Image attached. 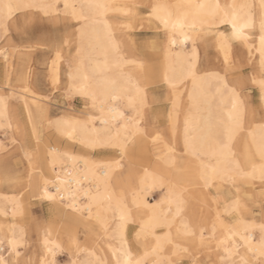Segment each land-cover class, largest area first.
Wrapping results in <instances>:
<instances>
[{
	"label": "bare ground",
	"instance_id": "obj_1",
	"mask_svg": "<svg viewBox=\"0 0 264 264\" xmlns=\"http://www.w3.org/2000/svg\"><path fill=\"white\" fill-rule=\"evenodd\" d=\"M4 2L60 5L48 17L56 22H73L74 31L63 39L66 52L60 46L53 50L48 61L49 83L55 89L62 82L69 98H83L88 109L81 112L82 115L67 112L47 118L46 110L40 109L41 94L33 86L32 76L25 75L21 85L9 86L12 59L0 50L7 61L3 83L7 92L0 87V133L17 129L11 111L20 108L31 128L38 160L45 170L37 179L38 196L47 203L53 216L68 221L64 235L58 232L55 224H50L39 228L32 239L25 226L18 223L24 211L21 196L0 191V260L3 264H27L28 261L31 264H115L117 259L124 264L129 258L133 264L138 259L145 260L146 264L171 259L177 264L174 257L178 259L181 252H190V248L196 246L213 249L217 264L233 260L239 264L241 256L252 264H260L264 258L258 251L247 252L246 245L250 241L251 246L258 248L259 225L264 224V216L260 219L245 217L238 183H247L250 193L256 184L264 183L259 170L264 161L258 150L264 141V93L253 83L262 75L259 23L264 10L261 0H68L77 6L90 2L112 5L106 16L112 26L111 37L102 25L91 21L82 34L80 22L63 12L65 0ZM217 2L253 6L244 10L250 11L254 20V27L245 30L247 41L232 38L229 23L201 26L197 22L192 27V17L197 11L194 8L169 9L174 19L188 13L182 32L165 29L153 15V6L157 4L187 6ZM17 14L28 22L37 19V15L43 16L29 9H20L13 16ZM152 29L160 30L163 39L154 46L157 52L153 59L146 61L129 37L135 32L139 34L140 30ZM205 40H212L209 48L213 51ZM113 43L119 47L118 55L113 52ZM189 65L196 69L195 83L188 73ZM244 65L251 66L249 80L258 90L259 113L243 93V83L233 78V71ZM162 86L169 91L168 110L163 113L168 138L152 127L147 130L143 123L144 110L149 103L148 89ZM137 88L143 103L133 109L128 106V94L135 96ZM11 100L18 106L11 104ZM234 101L238 102L243 130L228 141L230 153L224 160L214 155L218 150L216 137ZM38 115L55 135L51 143L36 134L34 119ZM186 128L193 148L191 152L185 148ZM2 149L0 137V151ZM239 149L246 153V156L240 155L243 159L237 156ZM111 150L119 155L115 157L114 153L111 155L114 157L108 158ZM24 153L29 160L30 154ZM179 156L185 159V167L181 170V179H176L169 171L177 168ZM120 157L138 167L133 170L134 174L126 176L133 177L134 185L118 179L122 166ZM213 167L217 168L219 176L213 175ZM32 169L29 164L28 176ZM205 171L211 187L201 178ZM183 175L187 181L184 185L178 183ZM228 185L235 192L230 199L226 198L228 193L223 192ZM262 188L258 194L264 193ZM156 191L161 193L154 199L152 193ZM190 196L197 201H211L208 217L198 223L190 218ZM177 200L181 201L179 215L176 214ZM169 208L172 215H168ZM77 226L89 233L84 243L79 242ZM95 228L98 232L94 235ZM228 228L233 231L229 232ZM129 229H134L133 241L129 238ZM145 230L154 231V236L146 239ZM169 231L174 246L163 253H153L155 236H165ZM46 237L59 244L54 254L45 247ZM12 242H15L14 248ZM225 247L230 249L231 255L225 252ZM22 248L26 250L25 255H20ZM237 249L239 255L235 254ZM63 252L68 258L61 263L57 254ZM193 258L192 262L196 263Z\"/></svg>",
	"mask_w": 264,
	"mask_h": 264
},
{
	"label": "rangeland",
	"instance_id": "obj_2",
	"mask_svg": "<svg viewBox=\"0 0 264 264\" xmlns=\"http://www.w3.org/2000/svg\"><path fill=\"white\" fill-rule=\"evenodd\" d=\"M37 16V19L35 18L33 21L28 22L17 14L12 21L8 40L0 38L1 52H6L8 56L10 55L9 59H12V72L10 74L9 86L18 84L21 85L22 81L25 79L24 76L30 75L32 76L31 80L33 86L35 87L36 91L41 94L42 100L39 103L40 109L43 112L46 110L47 118L58 117L59 115L67 112L82 115L81 112L88 109L85 100L77 96L69 98L70 96L66 94L62 82H60L57 88L54 89V87L49 83L48 79V61L50 57L53 56V50L56 47L60 46L66 52L67 46L63 43V39L69 32L74 31L73 22L68 20L56 22L54 19L45 17L44 15ZM136 33L137 32H135L134 35L130 34L131 36L129 38L132 44L136 46L139 52H141V56L146 61H151L157 52L154 46L163 39L161 34L162 32L160 30L152 29L140 30L138 31L139 34L137 35ZM41 37L46 39V44L36 47L35 40ZM205 42L208 43V48L211 47L212 40H205ZM71 48H69V50H71ZM210 50L213 51V49ZM203 54L204 53H202V56ZM5 64L7 65V61L0 53V87H4L2 90L7 92L6 87L3 84L6 71ZM249 68L251 69V66L248 65H244L238 70H234L233 68V78L238 82L243 83V93L248 95L252 107H254L257 113H259L260 104L258 90L249 80ZM152 88H149L147 91L149 103L146 105L147 107L144 110L145 119L143 123L147 130H150L152 127L154 130L159 131L162 137L168 138L169 135L167 130V122L163 118V113L168 110L169 91L163 86L162 88L154 87V90ZM10 103L15 104L16 101L11 100ZM16 106H18V104ZM15 108V111L12 110L11 112L13 114L12 116L14 122L18 126L17 129L0 133V137L3 141V149L0 151V191L21 196L24 211L20 216L18 223L25 226L27 229V234L31 236L32 239H34V235H36V231L39 228L48 226L50 224H55L57 226L58 232L64 235L68 222L67 219L58 215L53 216L48 210L47 203L42 201L38 196L39 187L37 179L41 173L45 172V170L38 160L36 147L32 145L31 128L27 124L24 114L21 112L20 108ZM159 111L163 114V116H159L158 118L157 114H161ZM158 119H160L161 122H158ZM45 125L46 121L42 116L38 115L34 119V127L37 136L41 137L42 139H48V143H51L52 140L55 139V135L53 134L52 130L47 128ZM241 151L242 150L240 149L237 150V156L240 158H242L241 156H246V153ZM24 152H28L30 154L29 160H27L25 157ZM117 153V151L111 150V152L107 153V157H114L111 156L112 154H114L116 157L119 155ZM120 158L122 166L119 170L120 172L118 174V179L123 181L125 184L127 183L129 186L130 184L134 185L135 182L133 177L130 176V178H126V176L129 173L134 174V171L138 167L132 163H128V161L123 159V157ZM29 164L33 168L31 170L30 176H28ZM184 167L185 159L179 156L177 160V168L171 169L169 171L171 173L170 175L176 179H181L182 174L180 173L182 169L184 170ZM182 178L183 179L179 180L178 183L184 185L187 181L184 175ZM238 184L239 187H241L238 189V192L239 197L244 204L243 212L245 213V217L247 219H250L251 217L260 219L263 217L264 193L258 194L257 192L261 190L259 188L264 187V183L263 185L256 184L252 193H250L249 185L247 183ZM188 189L190 190L192 188L188 187ZM263 190L264 188H262V191ZM223 192L225 194L228 193L226 194L227 199L232 198L235 194L234 188L229 185L224 187ZM160 193L161 191L152 193V198L154 197V199H156ZM189 198L190 202L188 203V209L191 212V220L195 223H198L200 219L208 217L207 213L211 209V201L207 203L204 201H197L198 199L192 196ZM220 203L221 202L217 203V205H220ZM77 228L79 229H77L79 242L84 243L87 240L89 233L86 229L82 228V226H77ZM93 230L92 232L95 235L98 231L97 229L95 231ZM129 231V238L133 241L132 235L134 233V229H129ZM21 251L22 252L20 255H25L26 250L22 248ZM213 251V249H209L204 246H196L194 248L191 247L190 252H181L177 257L178 259L174 257V260L178 261L177 264H217L216 259L212 254ZM67 258L66 252L57 254V259L61 263L65 262ZM192 258L196 260V263L192 262Z\"/></svg>",
	"mask_w": 264,
	"mask_h": 264
},
{
	"label": "snow or ice",
	"instance_id": "obj_3",
	"mask_svg": "<svg viewBox=\"0 0 264 264\" xmlns=\"http://www.w3.org/2000/svg\"><path fill=\"white\" fill-rule=\"evenodd\" d=\"M112 5L100 2H90L88 4H81L77 6L76 4L65 2L62 5L63 12L65 16H70L72 19L80 22L81 27L79 31L83 34L85 30L89 27V22L91 21L94 24L102 25L105 29L106 33L109 37H111V25L107 22L106 16L108 11L112 8ZM172 7H188L196 9V14L192 17V27H195L196 23L199 22L201 26L204 24H215L219 23H229L232 27V38L238 40L247 41L249 37L245 34V30L254 27V20L252 13L250 11L245 12V9H251L252 5L247 4H225L221 5L220 3L215 4H197V5H187V6H170L167 4H157L153 6V15L155 18L165 27V29H171L173 33L177 30H183L186 26L188 20V13H185L183 17L173 18V13L169 10ZM60 8L59 4L49 3H11L4 2V0H0V38L4 40H8L9 30L12 25V21L14 19L13 13L19 11L20 9H29L36 10L39 13H42L45 17L50 16L53 10H57ZM79 9V10H78ZM87 9V12L85 11ZM261 9L264 10V0H261ZM259 31H260V67H261V78L259 80H253V83L259 85L261 92L264 93V14L261 15L260 23H259ZM187 39V36L185 37ZM173 43H176V40L173 39ZM46 44V39L41 37L35 40L36 47H40ZM113 52L114 54H119V47L113 43ZM225 60L227 61V56H225ZM188 73L193 80V83L196 81V69L194 65H189ZM236 93L233 92V96ZM128 106L133 109L136 108L138 103H143V99L140 96V89H136V95L132 96L131 93L128 94ZM187 124V122H186ZM243 130L242 124V116L238 106V102L234 101L232 104V109L227 113L226 119L221 121V127L217 133L216 142H217V152L214 153L219 158H223L227 160L229 157V145L228 141H230L238 132ZM139 132L140 130L137 129ZM119 135V131L117 132ZM185 148L188 151H193L192 145L188 139V131L185 129ZM259 153L261 160L264 161V141H262L259 147ZM195 154V153H194ZM207 165L204 166L207 169ZM260 176L261 179L264 180V162L260 165ZM212 173L214 176H219L217 168L213 167ZM201 178L204 180L205 185L211 187L210 178L205 172H202ZM52 199V197H49ZM181 201H176V214L179 215ZM168 215H172V210L169 208ZM123 218V217H122ZM171 225H169V228ZM187 229V225H185ZM213 231H215V226L213 227ZM229 232H232V228H228ZM259 231L261 233V239L259 241L258 248L251 246V242L248 241L246 245L247 252H257L259 256L264 258V224L259 225ZM192 234V233H189ZM149 235L154 236V231L145 230V238ZM203 239V234H201ZM242 239H245L242 237ZM13 243V248L15 247V242ZM223 243V242H221ZM45 247L47 251L54 254V248H59V244L54 241H50L47 237L44 240ZM49 244H52L53 247H49ZM174 246L173 239L171 237V232L167 233L165 236H155V247L153 248V253L160 254L163 253L168 247ZM225 252L232 254L228 247H225ZM236 255H239L238 249L236 250ZM147 255V254H146ZM0 264H3V261L0 260ZM27 264H31V261H28ZM115 264H121V261L117 259ZM124 264H133V260L131 258L124 261ZM134 264H146V261L143 259L135 260ZM155 264H174L171 259L167 260H156ZM226 264H237L236 261H226ZM239 264H252L250 260L245 259L241 256ZM260 264H264V259L261 260Z\"/></svg>",
	"mask_w": 264,
	"mask_h": 264
}]
</instances>
